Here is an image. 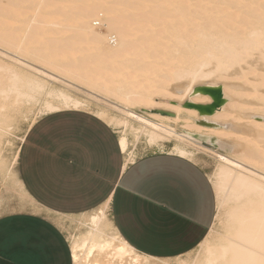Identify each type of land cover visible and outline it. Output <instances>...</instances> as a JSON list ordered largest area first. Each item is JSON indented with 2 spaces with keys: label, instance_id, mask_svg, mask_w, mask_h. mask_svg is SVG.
I'll use <instances>...</instances> for the list:
<instances>
[{
  "label": "bare ground",
  "instance_id": "6f19581e",
  "mask_svg": "<svg viewBox=\"0 0 264 264\" xmlns=\"http://www.w3.org/2000/svg\"><path fill=\"white\" fill-rule=\"evenodd\" d=\"M96 20L106 33L95 28ZM236 79L252 86L246 90L254 101H242L243 106L264 114V0H0V160L11 113L24 102L41 98L44 115L87 111V102L71 92L79 85L97 91L123 118L107 110L90 113L114 128L140 130L151 145L174 138L172 153L191 160L199 150L192 138L219 150L216 189L222 206L228 205L225 234L206 249L202 262L190 264H264V123L236 114L234 120H254L249 127L234 125L233 141L223 130L230 126L218 121L233 104L226 83L216 82ZM200 86L222 89L225 103L213 115L184 106L213 103L196 92ZM161 96L176 100L162 110L173 109L174 116L159 112ZM182 113L189 117L182 133L165 126ZM128 140L120 137L126 154ZM107 209L90 216L88 231L74 238L75 264L142 261L132 256L135 251L119 236Z\"/></svg>",
  "mask_w": 264,
  "mask_h": 264
},
{
  "label": "crops",
  "instance_id": "0c3cea01",
  "mask_svg": "<svg viewBox=\"0 0 264 264\" xmlns=\"http://www.w3.org/2000/svg\"><path fill=\"white\" fill-rule=\"evenodd\" d=\"M125 154L116 129L91 113L37 121L20 149L19 181L38 210L0 214V264H75L53 216L105 205L119 236L143 257L169 260L199 247L217 208L205 169L176 154L133 162Z\"/></svg>",
  "mask_w": 264,
  "mask_h": 264
},
{
  "label": "rangeland",
  "instance_id": "374dc122",
  "mask_svg": "<svg viewBox=\"0 0 264 264\" xmlns=\"http://www.w3.org/2000/svg\"><path fill=\"white\" fill-rule=\"evenodd\" d=\"M97 24V25H96ZM95 28L103 33H106V29L103 26L102 22L100 20H96L95 22ZM111 44H115V40L112 39ZM253 78V77H250ZM211 81V80H209ZM245 81L241 80H217V85H224L226 83L227 87L230 90L229 96H228V102L231 103V108L229 107V110L227 111V114L225 115V118L218 120L220 123H226L230 127L229 128H224L223 130L230 132L231 133V140L234 138L237 139V136L234 134L236 130L237 125H245V127L251 126L252 120H234L235 118L237 119L236 114L238 113H247V115H254L257 116L255 118V121L264 123V114L262 113H256L252 110H249L252 106L250 104H244L243 106L242 101L244 102H251L254 101L250 95L252 94L251 92H248L246 89L251 91L252 86H249V84L244 83ZM55 85L59 88H63L60 83H55ZM231 86V87H230ZM236 93V95H235ZM251 93V94H249ZM71 94L76 98H81L82 100H85L88 104V110L85 112L90 113L91 112H97L101 110H107L109 114L112 117H118L120 119L123 118L122 114L120 112L114 111L111 107H109L104 101H101L100 95L101 93L97 91H89L84 86L79 85V90H73ZM89 95H94L96 98H93ZM237 94H247L248 96H240ZM99 95V97L97 96ZM98 97V98H97ZM100 98V99H99ZM40 99V101H39ZM36 100H31V101H26L24 102L25 104H22V107L18 113L12 112L13 120L9 122V127H7V131L1 138V155L2 159L0 160V214L3 213H8L12 211H37L38 206L35 204L34 201H32L31 198L27 196V194L24 192L20 181H19V155H20V149L22 147V144L24 143L23 138H26L29 130L32 128V126L39 121L41 118L44 116V110H43V101H41V98H38ZM237 100H240V102ZM33 101V102H32ZM112 101V100H111ZM29 102V103H28ZM156 102L160 104L161 111L169 108L170 105L175 106L177 105V102L175 99H168L165 97H158L156 98ZM237 104H236V103ZM27 103V104H26ZM240 103L242 105H240ZM239 104V105H238ZM41 105V106H40ZM235 106H242L244 107V110H239L235 109ZM247 105L250 106V108L247 109ZM107 107L110 108L108 110ZM247 106V107H246ZM254 108V107H253ZM252 108V109H253ZM243 109V108H242ZM247 109V111H245ZM43 110V111H42ZM167 110V109H166ZM172 110L173 116L175 111ZM244 111V112H243ZM115 112V113H114ZM14 113V114H13ZM16 113V114H15ZM114 115V116H113ZM244 115V114H243ZM188 118V119H187ZM234 118V119H233ZM189 122V117L185 115L184 113L180 114V120L177 122H170V121H165V126L174 129L175 131H178V133H182L184 129L187 127H184V125H187V122ZM248 122V123H247ZM253 122V121H252ZM246 124H248L246 126ZM236 125V126H234ZM133 126L138 129L139 126L138 124H133ZM235 127V128H234ZM253 127V126H252ZM250 127L249 130L256 131V128ZM116 131L118 132V137L120 138L122 135H126L127 138L129 139V152L125 154V158L127 162H133L135 160H138L139 158H142L147 155L151 154H171L174 151V146L177 144V141L174 138L164 140L165 142H161L160 146L159 144L157 145H151L148 143L145 134L140 132V130H133L131 128L128 129H122V128H115ZM237 129V128H236ZM129 131V132H128ZM135 132V133H134ZM139 132V134H138ZM237 132V131H236ZM126 133V134H125ZM238 134V133H237ZM24 136V137H23ZM250 139V138H249ZM248 139V140H249ZM22 140V141H21ZM25 140V139H24ZM138 140V141H137ZM192 140L195 143H192L195 148H199V150L195 151V156H194V161L199 163L207 172L211 182L213 183L214 191H215V196H216V216L214 220V225L205 239L206 245L208 246L205 249L201 248L200 245L197 247L194 251L188 253L187 255H184L179 258H174V259H163V260H157V259H151L147 257H143L139 255L138 253H133L132 255L135 259L140 260L141 262L138 264H190L191 262H202V260L205 259L206 257V249L208 251V248L210 246L212 247L213 244H215L223 234H225V225H226V209L228 208V205L222 206L219 200V196L217 194V189H216V183L218 182L217 174L219 170V166H221L218 158H217V151H219L217 148L213 147L212 144L202 141L201 139H195L192 138ZM234 141V140H233ZM236 142H241L242 140H235ZM242 143V142H241ZM162 146V147H161ZM201 149V150H200ZM214 149V151L212 150ZM240 149V148H239ZM131 150V151H130ZM217 150V151H216ZM238 150V149H237ZM221 152V151H220ZM174 153V152H173ZM172 153V154H173ZM15 159V160H14ZM11 168V169H10ZM17 180V181H16ZM214 180V181H213ZM16 181V183H15ZM17 184V185H16ZM222 206V207H221ZM227 206V207H226ZM225 207V208H223ZM102 207L91 211L86 214L82 215H77V216H62V215H55L53 218L57 220V222L63 227V229L67 232V235L70 239L71 245L72 242L74 241V238L79 237L82 233H86L88 230V227H86V224L88 223L87 221L89 220L90 216L94 215L95 213H98L99 210ZM222 212H220V211ZM220 213H219V212ZM108 219L111 221V216L109 213V208L106 211ZM219 213V214H218ZM224 213V214H223ZM220 215V218L219 216ZM225 215V216H224ZM218 217V218H217ZM222 217V219H221ZM226 219V220H225ZM223 230V232H222ZM115 233V231L113 230ZM214 234V235H213ZM219 238H218V237ZM217 237V238H216ZM215 239H217L215 241ZM212 242V243H211ZM211 243V244H210ZM205 254V255H204ZM205 256V257H204ZM141 257V258H140ZM143 258V259H142ZM165 260V261H164Z\"/></svg>",
  "mask_w": 264,
  "mask_h": 264
},
{
  "label": "water",
  "instance_id": "95a60500",
  "mask_svg": "<svg viewBox=\"0 0 264 264\" xmlns=\"http://www.w3.org/2000/svg\"><path fill=\"white\" fill-rule=\"evenodd\" d=\"M196 92L202 93L203 95H209L213 99V103L209 105L196 104L192 102H188L184 105L186 108L196 109L201 115H213L215 111L225 103L222 89L220 87L200 86L196 88ZM159 112L161 113V115L173 116V113L168 111ZM202 125H209V123H202Z\"/></svg>",
  "mask_w": 264,
  "mask_h": 264
}]
</instances>
